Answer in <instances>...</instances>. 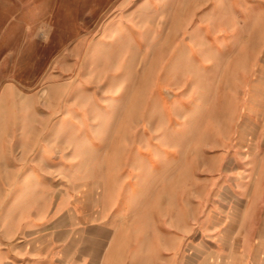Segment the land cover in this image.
I'll return each mask as SVG.
<instances>
[{"label": "rangeland", "instance_id": "rangeland-1", "mask_svg": "<svg viewBox=\"0 0 264 264\" xmlns=\"http://www.w3.org/2000/svg\"><path fill=\"white\" fill-rule=\"evenodd\" d=\"M64 198L109 264H264V0H0V227Z\"/></svg>", "mask_w": 264, "mask_h": 264}, {"label": "crops", "instance_id": "crops-1", "mask_svg": "<svg viewBox=\"0 0 264 264\" xmlns=\"http://www.w3.org/2000/svg\"><path fill=\"white\" fill-rule=\"evenodd\" d=\"M79 207L75 199L64 198L56 204L49 224L16 217L4 222L0 264H109L102 248L113 235V220L90 222L95 213L80 212ZM82 220L89 224L81 227Z\"/></svg>", "mask_w": 264, "mask_h": 264}]
</instances>
